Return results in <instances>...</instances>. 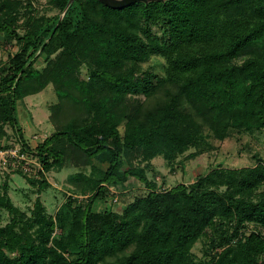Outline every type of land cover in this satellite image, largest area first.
<instances>
[{
    "label": "trees",
    "instance_id": "trees-1",
    "mask_svg": "<svg viewBox=\"0 0 264 264\" xmlns=\"http://www.w3.org/2000/svg\"><path fill=\"white\" fill-rule=\"evenodd\" d=\"M50 1L62 11L69 2ZM23 8V0H0V34L20 45L0 61V144L11 139L8 126L26 144L17 101L53 84L54 131L36 149L47 172L69 163L80 170L55 216L40 198L28 215L9 193L13 173L40 193L47 176L4 174L0 264H264L261 157L166 190L148 176L157 156L173 165L197 148L203 128L219 140L234 129H264V0H165L121 10L74 0L59 25L60 14L38 18L30 3L20 23ZM39 51L47 54L42 68ZM155 54L165 60L163 75L141 67ZM131 178L147 194L123 212L95 209ZM203 238L204 259L193 252Z\"/></svg>",
    "mask_w": 264,
    "mask_h": 264
},
{
    "label": "rangeland",
    "instance_id": "rangeland-1",
    "mask_svg": "<svg viewBox=\"0 0 264 264\" xmlns=\"http://www.w3.org/2000/svg\"><path fill=\"white\" fill-rule=\"evenodd\" d=\"M24 8L20 23L25 20V12L30 3L34 8V12L38 18H53L63 11L53 4L50 0H23ZM154 31L160 33L159 27L155 26ZM20 49V45L16 41H7L3 34H0V61H7L10 56L14 55ZM41 53V54H40ZM40 54V55H39ZM40 56L35 63L36 67L42 68L45 65L47 54L38 52ZM165 60L159 54H155L152 58L141 65L143 70L153 72L155 74H164ZM84 72L86 67L83 68ZM141 101L145 100L144 96L137 95ZM132 98V99H133ZM58 102V96L54 89V85H48L38 94L30 95L23 100L17 101L16 116L18 126L24 130L27 136H33L36 140H44L53 131L54 126L49 119L51 106ZM10 135L9 141H4L8 146L17 143L15 131L8 126ZM203 138L197 148H192L184 155H180L173 165H169L162 155L153 159V166L148 172L150 179L156 180L159 189L166 190L178 184L184 183L190 185L198 180V178L210 170L222 166L224 168H242L254 166L257 159L261 157L264 160V129H255L253 131L239 132V130H231L230 135L225 140H219L207 128H203L201 132ZM12 144V145H11ZM192 152L200 153L199 156L188 159L187 156ZM80 169L74 167L71 163L64 168L54 169L47 172L49 187L39 191L38 185L34 186L26 177L19 173L11 174L9 178L10 196L14 203L19 206L28 215L34 207L37 198H40L47 208L48 213L55 216L59 208L67 201L68 192L70 190L69 176L78 172ZM5 175H0V188L4 182ZM127 190L121 186H112V195L105 201L99 200L96 208L103 211L106 208L123 212L122 210L131 203L137 196L145 195L148 189L134 178L127 183ZM68 193V194H67ZM117 198V201L115 200ZM95 205V204H94ZM3 223L10 219L7 211H1ZM255 229V228H254ZM264 233V229H262ZM205 238L201 239L193 248V252L204 259L206 251ZM220 249H217V251Z\"/></svg>",
    "mask_w": 264,
    "mask_h": 264
},
{
    "label": "built area",
    "instance_id": "built-area-1",
    "mask_svg": "<svg viewBox=\"0 0 264 264\" xmlns=\"http://www.w3.org/2000/svg\"><path fill=\"white\" fill-rule=\"evenodd\" d=\"M34 139H37V136ZM16 140L17 143L11 144L12 146L4 142L0 144V175L21 171L33 179H41L43 174L47 176L36 147L27 146L19 137ZM115 200L117 201V198Z\"/></svg>",
    "mask_w": 264,
    "mask_h": 264
},
{
    "label": "water",
    "instance_id": "water-1",
    "mask_svg": "<svg viewBox=\"0 0 264 264\" xmlns=\"http://www.w3.org/2000/svg\"><path fill=\"white\" fill-rule=\"evenodd\" d=\"M102 3H104L106 6H109L113 9H117V10H121L124 9L134 3L137 2H145V3H149V2H164L165 0H100ZM74 2V0H69L67 6L65 7L63 14L60 16L59 18V22L58 25L61 23V21L63 20L68 8L71 6V4Z\"/></svg>",
    "mask_w": 264,
    "mask_h": 264
},
{
    "label": "crops",
    "instance_id": "crops-1",
    "mask_svg": "<svg viewBox=\"0 0 264 264\" xmlns=\"http://www.w3.org/2000/svg\"><path fill=\"white\" fill-rule=\"evenodd\" d=\"M50 116V115H49ZM21 129V132L23 133V138H24V140L26 141V144L27 145H29V146H31V147H37L38 145H39V143L40 142H42V141H38V140H36V139H34L33 138V136H27L26 134H25V132H24V130H22V128H20ZM16 136V135H15ZM18 137V136H17ZM127 189H125L124 191H126Z\"/></svg>",
    "mask_w": 264,
    "mask_h": 264
}]
</instances>
